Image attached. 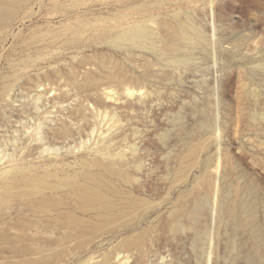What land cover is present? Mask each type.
Instances as JSON below:
<instances>
[{
	"label": "rangeland",
	"instance_id": "obj_1",
	"mask_svg": "<svg viewBox=\"0 0 264 264\" xmlns=\"http://www.w3.org/2000/svg\"><path fill=\"white\" fill-rule=\"evenodd\" d=\"M61 1L23 7L0 34V172L14 162L79 169L96 158L125 171L122 186L149 205L121 219L130 226L120 233L47 244L41 257L64 250L38 263L0 244V264H92L106 255L108 264H264V0L55 7ZM79 18L95 28L76 34L69 25ZM179 18L204 36L182 60L157 52L161 40H116L139 21L159 33ZM203 174L214 184L208 193ZM231 200L241 205L234 216L225 214ZM14 211L0 208V231Z\"/></svg>",
	"mask_w": 264,
	"mask_h": 264
},
{
	"label": "bare ground",
	"instance_id": "obj_2",
	"mask_svg": "<svg viewBox=\"0 0 264 264\" xmlns=\"http://www.w3.org/2000/svg\"><path fill=\"white\" fill-rule=\"evenodd\" d=\"M48 1L51 2V0H0V34L17 21L23 7L34 5L43 7ZM82 5L83 0H62L55 7ZM74 23L69 27L76 34L96 26L82 18ZM162 26L157 33L150 30L145 22L139 21L121 31L116 40L122 39L136 44L146 39L151 42L161 40V47L157 52L177 60L187 56L190 46L204 41L203 33L189 18H179L175 24L166 23ZM66 29L69 32V28ZM47 31L51 32L49 29H46ZM112 77V73L106 74L107 79ZM200 148L201 145H195L190 149L191 164L195 163L194 157ZM48 165L51 167L41 169L35 163L20 166L18 162H14L9 169L0 172V208H15L11 220L4 227L5 230L0 231V244L22 255H36L33 257L34 263L45 257L52 259L64 250L57 249L51 255L41 257L45 246L51 242L62 248L73 241L80 245L89 233L108 231L120 233L127 230L130 226L128 223L119 225L118 222L136 215L149 205L145 198L136 196L130 189L122 186L130 182V177L125 171L111 164L102 163L96 158H82L79 169H66L54 163ZM199 177L197 181L204 186L206 193L214 189L209 175L203 174ZM238 191V188H234V195H237ZM201 192L198 196L203 199L206 193ZM217 205L220 208L222 204L217 201ZM224 208L225 214L234 216L241 205L236 200H231ZM244 211L252 219L253 206H245ZM106 225L110 226L106 228ZM250 231L255 243L262 240V232L255 225H251ZM52 233H55V237L51 239ZM139 240L140 236L132 238L136 245L139 244ZM109 259L110 256L106 255L92 264H108Z\"/></svg>",
	"mask_w": 264,
	"mask_h": 264
}]
</instances>
